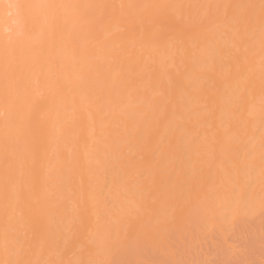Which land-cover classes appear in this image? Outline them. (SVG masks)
I'll use <instances>...</instances> for the list:
<instances>
[{"label": "bare ground", "instance_id": "1", "mask_svg": "<svg viewBox=\"0 0 264 264\" xmlns=\"http://www.w3.org/2000/svg\"><path fill=\"white\" fill-rule=\"evenodd\" d=\"M264 264V0H0V264Z\"/></svg>", "mask_w": 264, "mask_h": 264}, {"label": "rangeland", "instance_id": "2", "mask_svg": "<svg viewBox=\"0 0 264 264\" xmlns=\"http://www.w3.org/2000/svg\"><path fill=\"white\" fill-rule=\"evenodd\" d=\"M212 264H215V260L212 261Z\"/></svg>", "mask_w": 264, "mask_h": 264}]
</instances>
